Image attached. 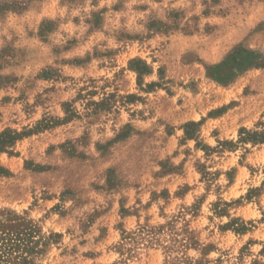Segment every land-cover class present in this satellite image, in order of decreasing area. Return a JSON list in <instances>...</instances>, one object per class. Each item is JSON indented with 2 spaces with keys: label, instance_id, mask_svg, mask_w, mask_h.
<instances>
[{
  "label": "rangeland",
  "instance_id": "374dc122",
  "mask_svg": "<svg viewBox=\"0 0 264 264\" xmlns=\"http://www.w3.org/2000/svg\"><path fill=\"white\" fill-rule=\"evenodd\" d=\"M242 128L264 132V0H0V134L21 135L0 216L50 239L37 264H264Z\"/></svg>",
  "mask_w": 264,
  "mask_h": 264
},
{
  "label": "trees",
  "instance_id": "16d2710c",
  "mask_svg": "<svg viewBox=\"0 0 264 264\" xmlns=\"http://www.w3.org/2000/svg\"><path fill=\"white\" fill-rule=\"evenodd\" d=\"M255 53H249V57L245 60H239L237 66L239 67H251L260 66L256 62ZM235 60L236 57H233ZM145 71L150 72V67L145 66ZM188 125L200 126L201 122H190ZM246 134L241 136V141H252V142H264V132L262 133H251L245 128H242L240 134ZM190 138L192 135L186 133ZM20 134L12 132L10 130L4 131L0 134V151L5 150L8 146H11L16 140L20 138ZM165 226H161L158 229H144L150 234H157L164 229ZM171 232L174 233L173 239L178 244V247H188L194 242L193 236L190 235L188 229H183L182 233L188 234L183 238L180 237V233L174 231V225L169 224ZM236 230L244 232L247 228L240 226L235 228ZM174 231V232H173ZM130 238V236L126 237ZM50 239L45 238L41 234V230L37 224L32 220L27 219L25 216H20L14 212H9L3 217L0 216V264H37V259L46 252V248L49 245ZM191 242V243H190ZM121 247H124L122 243Z\"/></svg>",
  "mask_w": 264,
  "mask_h": 264
}]
</instances>
